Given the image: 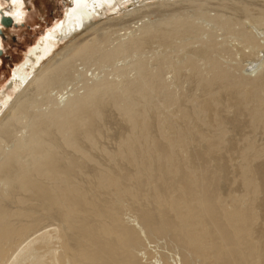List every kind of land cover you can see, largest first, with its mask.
<instances>
[{"label":"rangeland","instance_id":"rangeland-1","mask_svg":"<svg viewBox=\"0 0 264 264\" xmlns=\"http://www.w3.org/2000/svg\"><path fill=\"white\" fill-rule=\"evenodd\" d=\"M69 1L21 0L13 5L0 0V13H17L11 26L0 23V115L12 109L9 116L14 118L0 129V165L16 155L18 166L36 169L35 149L29 145L36 139L66 161H77L81 170L71 181L83 193L82 204L108 200L122 224L136 229L140 245L133 253L139 264H179L183 254L191 264H204L173 236L141 232L137 209L156 210V198L167 197L174 205H167L166 213L173 218L181 204L172 189L164 194L161 176L172 170L197 176L208 169L212 176L222 164L217 173L223 178L222 209L229 212L239 205L258 213V194L247 187L244 172L264 162V0H138L127 7L139 6L131 14L94 19L97 25L79 39L91 52L72 55L59 42L37 58L40 68L59 52L53 62H63L65 68L39 91H28L21 107H9L13 97L6 85L13 70L63 18ZM94 88L97 93L82 108L90 114L89 132L81 123L70 129L51 127L50 112L89 96ZM35 126L45 134L34 138ZM153 143L168 148L172 160L160 162ZM209 145L215 150L211 154ZM143 157L149 167L143 168ZM123 173L128 177L125 192L100 189L105 174ZM5 177L0 174V205L5 203L10 214L1 217L0 228L8 227L12 235L0 245V264H67L64 241L70 232L63 219L40 209L19 179Z\"/></svg>","mask_w":264,"mask_h":264},{"label":"bare ground","instance_id":"bare-ground-1","mask_svg":"<svg viewBox=\"0 0 264 264\" xmlns=\"http://www.w3.org/2000/svg\"><path fill=\"white\" fill-rule=\"evenodd\" d=\"M9 1L15 5L21 0ZM137 2L138 0H70L69 5L64 9L63 18L27 52L25 61L13 70L12 78L6 85V89L11 92L8 97H13V102H11L9 107L12 108L17 105L21 107L22 97L28 94V91H39L52 81L51 78L59 75L60 71L65 68L63 62H53L59 52H55L47 58V62L40 68L36 67L38 64H36L37 58L40 59L48 55L59 42H65V49L69 50L71 48L72 55L82 56L91 52V48L87 47V45L86 47L84 46L85 44L83 46L80 45L82 40L79 39H81V34L86 32L87 29L93 30L92 28L97 25V23H94V19H102L107 14H118L120 12H130L131 14L139 6L138 8L135 6L131 10L127 9V7ZM2 16L10 17L12 21V19L17 17V13L14 16L0 13V19ZM32 59L33 63H31ZM26 68L31 73H27ZM220 77L222 78V76ZM95 91L94 88L89 93V96L85 98L77 97L73 104L67 105L68 103H66L61 109L50 112L47 117L48 123L52 124L51 127L55 126L57 129L64 128V125L70 129V126L73 127L81 123L85 130L89 132L90 128L86 119L89 118L90 114L86 112V109L82 108L84 103L86 104L87 101L93 99L95 93H97ZM2 92L6 95V90ZM207 107L209 106L206 105L204 109H207ZM11 110L6 109L1 113L0 129L13 121V116H9V111ZM82 120L86 121V123H82ZM144 126L145 123L142 129H144ZM44 131L46 130L35 126L32 134H35L34 138H39L41 136L39 134H45ZM69 142H71L69 138L64 139L66 145ZM134 142L131 141L129 145ZM29 143L35 149L34 164H36L35 168H37L32 170L21 165L18 166L15 162L16 155H14L6 163L0 165V174L6 176L8 180L19 179L20 187L29 191L28 198L36 201L40 209L42 208V210L52 215L59 214V217L63 219L66 228L70 232V236H66L64 241L67 264H139L133 253V249L135 250L140 245L139 233L135 231L136 229L122 224L117 215L118 210L116 209L117 211H115L110 204L111 202L109 203L104 198H102L104 200H101V202H96V198L93 204L85 206L81 203V200L84 199L82 198L84 197L83 193L71 181L72 175L80 167L77 161L73 159L66 161L61 158L59 152L46 149L36 139L35 142L33 140V142ZM153 144L155 153L160 157V162L161 158L172 160L168 148L163 147V145H156V143ZM18 147H21V145ZM209 147L207 153L211 154L215 150L212 145H209ZM128 159L130 162L134 161V157L131 155ZM155 159L157 160L156 157ZM198 159L196 158L195 160L198 162ZM143 165V168L150 165L148 162L146 163L145 157H143ZM79 170L81 169L79 168ZM222 170L223 165L221 164L218 166V171L212 176L208 173L209 169L206 173L205 171L197 172L196 177L194 174L188 173L177 174L175 170H172L169 174L167 173L168 175L165 177L161 176L158 183L164 187V194L167 191L169 192V189H172L177 194L181 206L176 204L173 218L168 217L166 213V206L171 207L174 205L167 197L165 199L160 198V196L156 198L158 204L156 210L140 207L137 209L140 231H146L149 235L173 236L184 250L191 249L192 255L202 260L204 264H253L254 261L257 264H264V162L244 172L247 187L253 189L254 195L258 194V213L252 211L251 208H243L239 205L229 212L222 209L219 182L221 181L222 183L223 178L220 179V175L217 174ZM124 173L105 174L101 178L100 189L111 187L114 190H118L119 193L125 192L123 182L124 180L127 181L128 177ZM134 180L138 188L141 184L138 175ZM47 181L53 184L59 182V184L56 187L48 185ZM169 185L172 186L168 188ZM4 204L0 205V219L6 218L10 214ZM64 208L66 210L60 213ZM89 211H92L93 215H89ZM258 220H260V223L257 225ZM10 235H12V231L8 227L0 228V245L8 240ZM16 260L17 257L13 259V262ZM179 264H191L188 261L187 254H183L182 263L179 262Z\"/></svg>","mask_w":264,"mask_h":264},{"label":"water","instance_id":"water-1","mask_svg":"<svg viewBox=\"0 0 264 264\" xmlns=\"http://www.w3.org/2000/svg\"><path fill=\"white\" fill-rule=\"evenodd\" d=\"M0 23L4 27H9V26H11L13 24L12 21H11V18L10 17H6V16H2L1 17ZM0 33H1V31H0ZM0 54H1V50H0Z\"/></svg>","mask_w":264,"mask_h":264}]
</instances>
